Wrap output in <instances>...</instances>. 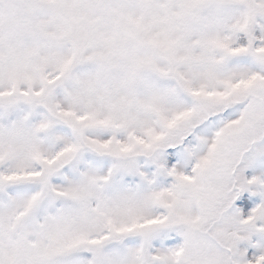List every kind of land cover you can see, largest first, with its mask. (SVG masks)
Instances as JSON below:
<instances>
[{
  "label": "snow or ice",
  "instance_id": "obj_1",
  "mask_svg": "<svg viewBox=\"0 0 264 264\" xmlns=\"http://www.w3.org/2000/svg\"><path fill=\"white\" fill-rule=\"evenodd\" d=\"M0 264H264V0H0Z\"/></svg>",
  "mask_w": 264,
  "mask_h": 264
}]
</instances>
